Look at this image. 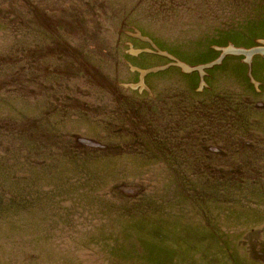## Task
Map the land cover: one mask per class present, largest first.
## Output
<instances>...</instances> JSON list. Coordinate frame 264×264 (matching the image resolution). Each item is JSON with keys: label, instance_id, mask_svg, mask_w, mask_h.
I'll return each instance as SVG.
<instances>
[{"label": "rangeland", "instance_id": "1", "mask_svg": "<svg viewBox=\"0 0 264 264\" xmlns=\"http://www.w3.org/2000/svg\"><path fill=\"white\" fill-rule=\"evenodd\" d=\"M255 47L264 0H0V264H264Z\"/></svg>", "mask_w": 264, "mask_h": 264}, {"label": "water", "instance_id": "2", "mask_svg": "<svg viewBox=\"0 0 264 264\" xmlns=\"http://www.w3.org/2000/svg\"><path fill=\"white\" fill-rule=\"evenodd\" d=\"M234 51H236V50H234ZM239 51H241V50H239ZM262 52H264V47H255V48H252L251 50H249V53L251 54V56L255 53H262ZM249 53L247 52V55Z\"/></svg>", "mask_w": 264, "mask_h": 264}, {"label": "bare ground", "instance_id": "3", "mask_svg": "<svg viewBox=\"0 0 264 264\" xmlns=\"http://www.w3.org/2000/svg\"><path fill=\"white\" fill-rule=\"evenodd\" d=\"M240 50H243L246 54H247V52L249 53V50H244V49H240ZM241 52H242V51H241ZM253 55H254V54H253ZM253 55H252V56H253ZM252 56H251L250 53L248 54V57H252Z\"/></svg>", "mask_w": 264, "mask_h": 264}]
</instances>
